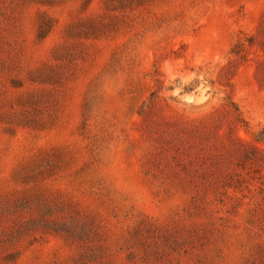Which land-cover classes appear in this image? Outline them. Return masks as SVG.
<instances>
[{
	"label": "rangeland",
	"instance_id": "1",
	"mask_svg": "<svg viewBox=\"0 0 264 264\" xmlns=\"http://www.w3.org/2000/svg\"><path fill=\"white\" fill-rule=\"evenodd\" d=\"M0 264H264V0H0Z\"/></svg>",
	"mask_w": 264,
	"mask_h": 264
},
{
	"label": "trees",
	"instance_id": "2",
	"mask_svg": "<svg viewBox=\"0 0 264 264\" xmlns=\"http://www.w3.org/2000/svg\"><path fill=\"white\" fill-rule=\"evenodd\" d=\"M244 45H245V44L238 45V46L236 47V49L232 52V54H235V55L241 54V53H239V52L237 51V48H243Z\"/></svg>",
	"mask_w": 264,
	"mask_h": 264
}]
</instances>
